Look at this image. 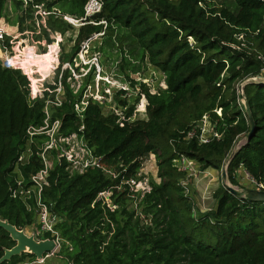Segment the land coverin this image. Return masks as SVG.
Wrapping results in <instances>:
<instances>
[{
	"label": "trees",
	"instance_id": "1",
	"mask_svg": "<svg viewBox=\"0 0 264 264\" xmlns=\"http://www.w3.org/2000/svg\"><path fill=\"white\" fill-rule=\"evenodd\" d=\"M8 1L0 0V20ZM102 1L103 11L94 20L106 21L107 26L86 24L79 29L72 51L57 60V82L62 66L74 63L83 43L104 33L95 44L103 53H113L121 44L120 68L130 70L126 74L130 86L135 85L131 73L140 72L147 60L162 72L166 88L152 93L142 84L139 97L144 95L148 101V119L121 127L117 115L105 114L92 99L83 119L78 116L75 105L83 100L86 86L94 84L92 73L75 92L65 70L64 95L58 105L54 93L46 92L41 98L20 69L0 63V219L18 229L41 231L37 189L31 179L45 167L41 155L49 137L44 133L31 137L28 131L45 126L47 108L51 122L60 120L62 136L79 133L83 125L88 145L102 166L118 174L112 178L102 169L72 173L58 152L50 153L52 167L41 198L61 218L56 227L58 264H264V203L236 196L220 185L214 192L215 208L196 214L182 184L187 173L176 163L185 157L204 170L226 167V181L239 188V173L244 170L264 186V82H250L264 78V1L233 0L234 8L209 0ZM32 2L27 14L33 4H45L62 15L82 18L87 0ZM13 3L24 31L26 17L20 13L24 2ZM69 28L63 18L51 16L43 38L50 45L53 35L64 36ZM10 40L5 37L4 49L11 48ZM239 86H243V98ZM49 87L54 90L57 85ZM128 93L122 90L115 99L131 117L135 106L129 105ZM246 103L255 121L250 140ZM205 116L221 137L203 144L199 135ZM241 137L245 142L234 151ZM152 153L161 182H152L151 192L138 204L139 213L131 205L127 187L119 190L120 182L123 177H137ZM21 190L30 193L21 195ZM105 191L113 193L115 208L98 198ZM40 234V239L55 237ZM15 245L0 228V259ZM36 260L35 255L23 253L3 264Z\"/></svg>",
	"mask_w": 264,
	"mask_h": 264
},
{
	"label": "built area",
	"instance_id": "2",
	"mask_svg": "<svg viewBox=\"0 0 264 264\" xmlns=\"http://www.w3.org/2000/svg\"><path fill=\"white\" fill-rule=\"evenodd\" d=\"M22 1L24 2V6H23V12H20V13L24 17H26L24 21V25H23L25 28L24 31H20L19 23H17L19 26V34L17 31V35L13 36L7 31V29L5 28V25L3 26L0 25V44L2 45V42L4 41L6 36L11 37V40H10L11 48L10 49L5 48V51L1 53L0 63L6 68L20 69L25 75H27L28 79L31 82L32 88L35 91H37L38 95L41 98L44 97L46 92L54 93L57 104L59 105L61 104L60 98L61 96L64 95L62 78H63V72L65 70H63V68L73 65L72 63H65L62 66V72L59 74L58 82H57V72H56V78L54 79V82L53 83L50 82L53 76H55V65L57 63V59L55 58L60 50L59 49L60 43L63 40H57L56 42L53 41V43L51 44L52 50L48 51L45 55H37L33 52L25 50L26 46L23 45V43H20L18 40H20V38L22 37L25 38L28 42L29 47L32 49L33 46H31L29 40L31 39L32 36H37V37L39 36L43 38V28L47 27L48 20L50 19L51 16H55L56 18H63V20H65L68 24L72 26H78L80 28L86 24H94V25L102 24L106 27L107 26L106 21H101L100 23H96L94 20V17L103 11V1L102 0H87V3L84 7L85 14H84V17L82 18H76V17L69 16V15H62V13L56 8H53L51 10L47 9L45 4H33L31 7V13L27 14L26 10L29 8V6L33 2L32 0H22ZM24 13L27 15H25ZM58 34L60 33L57 32L54 36L59 39L63 37V35L59 37ZM102 35H104V33L96 34L93 38L84 42L82 45L83 50L86 51L87 49H89L90 42L94 38H98L99 36H102ZM47 56L48 58L46 59H38V57L44 58ZM35 57H37V59H35ZM92 63L94 65L96 64V66H99L98 64L99 58L98 57L94 58ZM92 67L93 66L90 67V70ZM72 72L74 76H76L75 71L72 70ZM89 72L84 74L83 77L87 76ZM68 78H67V82H68ZM84 84L85 82L82 85ZM50 85H57V88L52 90L49 87ZM89 85L90 83L86 86L85 90L87 89ZM81 86L76 88L75 86L72 85L71 87L72 89L75 90V92H78ZM242 87L243 86L238 87V91L240 92L241 98H243ZM89 99H92L93 101H97L102 106L109 105V103H106V100L104 97L103 99L101 97L98 98L95 96V94L84 91L83 100L79 104L75 105V110L81 119H83V113L89 104V101H88ZM49 103H52V102L49 101L48 104ZM242 103L245 105L244 99L242 100ZM147 105H148V101H147ZM147 105L144 107V113L146 117L143 119H134V117L136 116L135 110H134L133 116L128 117L126 113L127 111L126 107L115 108L113 109L112 114L114 113L115 115L118 116L117 123L121 127H123L126 122H131V121L133 122L135 120H147L148 119ZM216 112L218 113V115H221L220 110H217ZM46 113L48 117L45 121V126L38 130L34 128H30L28 131V134L31 137L36 134H41V133H44L49 137L47 145L41 155L42 160L44 161L45 167L40 172H38L36 175H34L31 181L32 183H34L35 188L37 189V195H36L37 196L36 197L37 213H38L37 220L40 225V230L42 233H50L54 235L55 236L54 238H47V239L55 240L58 244V248H60V236H59V233L57 232L56 227L60 223L61 218L57 214L52 212L51 206L44 203L41 198V192L44 186L48 185L47 179L49 177V170L52 167L50 153L53 150L58 152L59 158L65 159L67 161L68 169L72 173L84 174L90 169H102L108 176L112 178H117L118 174H116L113 170L102 166L101 158L97 157L93 149L88 145L87 139L85 138V135H84L85 127L83 125L79 129V133H73L69 136H62L60 134V128H61L60 120L51 122L47 108H46ZM209 125H210V129H208ZM189 136L192 137L193 134L190 133ZM220 137L221 136L213 130V124H212L210 117L205 116L201 122V133L199 135L200 142L203 144H206L210 142L212 139L220 138ZM244 142H245V137H243V141L238 145L236 149H234V151H236L240 146H242ZM151 157L156 158V155L153 153L150 154L149 158L145 161L142 168L140 169L137 177H130V178L123 177L120 182L121 187L119 188V190H122L124 187H127L129 191L128 196L131 200V205L139 213H140V208L138 204L140 200L147 193H150L152 190V182L150 181V178L148 177L149 175H145L143 173V168L146 162L151 159ZM24 158L25 156L21 157L20 161L23 162ZM156 162H157V158H156ZM176 163L179 169L185 173L190 174L191 172H194L200 169L196 165V163H194L193 161H190L188 158H185V157L176 161ZM222 170L226 171V167H224ZM244 173L245 175H247L248 182L252 189L264 191V186L262 184L256 182L246 172ZM160 182H161V179L158 183ZM183 183L184 182L182 181V184ZM19 185H21V183H19ZM29 193L30 191H27V192L23 190L20 191L21 195H25ZM112 194L113 193L111 191H105V192L100 193L98 198L100 200L103 199L110 208H115L111 200ZM38 262L44 263L43 261H38Z\"/></svg>",
	"mask_w": 264,
	"mask_h": 264
},
{
	"label": "rangeland",
	"instance_id": "3",
	"mask_svg": "<svg viewBox=\"0 0 264 264\" xmlns=\"http://www.w3.org/2000/svg\"><path fill=\"white\" fill-rule=\"evenodd\" d=\"M210 2H213L220 6V4L228 5L232 8H234L233 0H209ZM18 15L19 12L14 10V3L13 0H9L7 3V10L5 13V17L0 21V25H5V28L7 31L12 34L13 36L17 35V31L19 34V26H18ZM72 26V25H71ZM9 27V29H8ZM80 27L78 26H72V28H69L65 35L62 38H56L53 35V40L56 42L57 40H63L60 43V50L56 56L55 59L58 60L60 55L62 53H70L75 45V39L77 38L78 31ZM20 38V37H19ZM20 43H23L25 45V50H28L30 52H33L37 55H45L48 51L52 50V45L48 44L46 38H40L39 36H32L30 41L31 46H33V50L29 47L28 42L25 38H20L18 40ZM98 41L97 38H94L90 42L89 49L86 51L82 49L79 50L78 55L76 56V59H74L73 65L67 66L66 68H63V70L69 71V78L68 82L71 84V86H75L78 88L81 86L85 81L86 78L89 77V75H94V84H91L87 87L85 92H89L92 94H95L98 98H105L106 103H109V105H103L102 108L105 112V114L112 113L113 109L119 108L118 107V101L115 99L116 95L121 93L122 90L129 91L128 93V99H129V105L133 104L135 106L136 116L134 119H143L146 117L144 113V107L147 105V101L144 97V95H139L142 93V84H145L146 87L152 92L157 93L159 89H165V77L156 68L152 67L150 64L146 62L142 66V69L138 73H131V80L135 81L134 87L130 86L128 79L126 78V74L130 72V70H126L123 72L120 68L122 64L121 60V50L119 49L121 44L118 46L113 53L111 52H99V43L95 44ZM17 46V45H16ZM35 50V51H34ZM5 51V49L0 44V57L1 53ZM59 55V57H58ZM98 57L99 58V66H96L92 63L93 59ZM39 58L38 59H46ZM37 59V57H35ZM90 63V65H89ZM85 65H88V68H85ZM93 66L92 70L90 71V67ZM73 71H75L76 76H74ZM90 71V72H89ZM62 72V70H61ZM87 74V76L83 77L84 74ZM56 78V65H55V76H53L52 80L50 82H54V79ZM258 82L263 81L264 78H253L250 80V82ZM51 83V84H52ZM82 87V86H81ZM124 96H122L123 98ZM139 97V100H138ZM121 98V97H120ZM103 100V101H105ZM97 102V101H95ZM98 103V102H97ZM243 141V137H241L237 143L235 144L234 149L238 147V145ZM143 173L145 175H149L151 182L158 183L160 181V178L158 176V166L156 162V158L151 157L149 161L146 162ZM239 180L242 184V188L232 186L230 185L224 178L223 170L217 171L213 169H198L194 172H191L190 174L187 173L185 178L183 179V184L186 187V193L191 196L193 199L192 202L194 203V209L196 214H202V213H209L211 210H213L216 206V200L214 199V192L220 187V185H229L232 186L234 189H237L241 192H244L251 188L247 175L240 174ZM252 189V188H251ZM26 230V229H25ZM26 232L29 235H35L37 240H42L40 231L37 230V227H32L31 229H27ZM59 249V248H58ZM58 249L54 254L50 255L44 263H39L37 260L30 263V264H58L59 260L57 255H55L58 252Z\"/></svg>",
	"mask_w": 264,
	"mask_h": 264
},
{
	"label": "water",
	"instance_id": "4",
	"mask_svg": "<svg viewBox=\"0 0 264 264\" xmlns=\"http://www.w3.org/2000/svg\"><path fill=\"white\" fill-rule=\"evenodd\" d=\"M61 37V34H58ZM247 118L250 124V132L248 140H250L255 133V121L249 105L246 103ZM223 175L226 180V171L223 170ZM226 185V184H225ZM226 188L236 196L244 195V198L253 202L264 203V191L257 189H248L245 192H240L232 186L226 185ZM0 228L5 229L16 245L11 249H6L4 255L0 259V264L10 261L15 256H20L23 253H31L36 256L37 261L45 260L58 249V244L53 239L37 240L35 235H29L24 229H18L12 225L8 220L0 219Z\"/></svg>",
	"mask_w": 264,
	"mask_h": 264
},
{
	"label": "crops",
	"instance_id": "5",
	"mask_svg": "<svg viewBox=\"0 0 264 264\" xmlns=\"http://www.w3.org/2000/svg\"><path fill=\"white\" fill-rule=\"evenodd\" d=\"M8 29H9V27H8ZM208 129H210V125L208 126ZM244 172H245L244 170H241L239 173V176H240V174H245Z\"/></svg>",
	"mask_w": 264,
	"mask_h": 264
}]
</instances>
